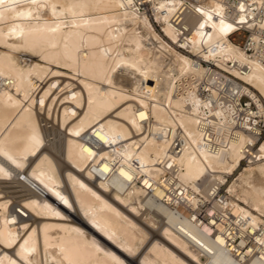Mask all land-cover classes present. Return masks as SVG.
<instances>
[{"label": "bare ground", "instance_id": "6f19581e", "mask_svg": "<svg viewBox=\"0 0 264 264\" xmlns=\"http://www.w3.org/2000/svg\"><path fill=\"white\" fill-rule=\"evenodd\" d=\"M239 26L264 0H0V264H264V139L204 129L219 68L264 99Z\"/></svg>", "mask_w": 264, "mask_h": 264}, {"label": "built area", "instance_id": "2783aa9c", "mask_svg": "<svg viewBox=\"0 0 264 264\" xmlns=\"http://www.w3.org/2000/svg\"><path fill=\"white\" fill-rule=\"evenodd\" d=\"M227 1L234 2L236 0ZM225 35L230 42L240 46L246 54L249 55L256 52L258 58L264 63V35H262L263 37L258 36V39L254 40L250 35V30L240 26L231 29ZM201 63L204 65L208 64L205 61H201ZM219 70L222 73V82L217 87V95L219 106H221V109L224 111V119L222 120V116H220L221 121L218 124H213L211 122L206 123L204 129L209 131L213 138H216L222 143L226 141V136L233 138L236 131L242 130L244 132H249V134L253 136V139L248 143L247 147L250 149H257L259 142L264 139V99L253 86L244 82L241 78L227 70L220 68ZM198 82L201 83L203 81L200 79ZM200 89L201 90L198 92L204 95L206 89ZM211 100L213 102V98H211ZM174 145H176V142L173 146ZM244 149L245 152L240 158V163H246L249 160V155L254 157L253 153L249 152L246 147H244ZM224 191L225 187H222V184L216 188V192L219 194ZM209 216L210 215L206 212V218L205 216H201V219H207ZM257 232H259V230H257ZM238 240L239 237H234L235 243H237ZM250 242H252L251 239L247 240L245 244ZM214 244L223 247V245L216 244L215 242ZM245 244L241 246L242 251L246 249ZM261 253L262 252L258 248H255L251 252V256L263 258ZM247 255L248 254H244L245 257Z\"/></svg>", "mask_w": 264, "mask_h": 264}, {"label": "rangeland", "instance_id": "374dc122", "mask_svg": "<svg viewBox=\"0 0 264 264\" xmlns=\"http://www.w3.org/2000/svg\"><path fill=\"white\" fill-rule=\"evenodd\" d=\"M154 28H155V30L157 31V32H159L160 31V26H159V24L157 23V22H155L154 23ZM240 47V46H239ZM20 57L21 58H25L27 61H28V59H30L27 55H24V54H20ZM35 58H37V57H35ZM37 60V59H36ZM65 70V72H67V73H71L69 70H67L66 71V69H64ZM45 82H43V84H44ZM50 138H52V137H50ZM245 167V164L244 163H240V166H238L237 168H238V170H241L242 168H244ZM234 172V175H231V176H228L227 178H228V182L230 181H232L234 178H235V175L237 174V171L236 170H234L233 171ZM258 176V177H257ZM257 176H254L253 178H255V180L252 178V180H251V182H252V186H256V187H261L262 185L264 186V181H263V179L259 176V175H257ZM257 179V180H256ZM263 182H262V181ZM259 182V183H258ZM222 187H225L226 188V185H224V184H222ZM264 188H260L259 190L261 191V190H263ZM224 194V193H223Z\"/></svg>", "mask_w": 264, "mask_h": 264}]
</instances>
